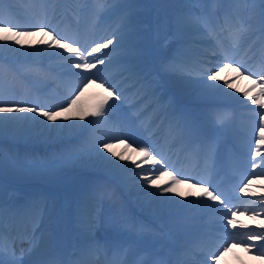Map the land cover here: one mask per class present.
Instances as JSON below:
<instances>
[{
  "label": "snow or ice",
  "instance_id": "obj_1",
  "mask_svg": "<svg viewBox=\"0 0 264 264\" xmlns=\"http://www.w3.org/2000/svg\"><path fill=\"white\" fill-rule=\"evenodd\" d=\"M90 2L96 4V14L101 17L117 12L121 15L119 27L87 46L81 45L76 34L65 35L49 21L50 10L53 17L59 10L58 7L50 9V6L58 3V0H38L43 22L38 20L32 25H22L11 19L5 20L3 13L0 12V41L5 45L20 47L43 45L47 49L62 50L51 55L61 56L68 62L70 69L78 70L73 71V75L80 77L79 85L63 97L59 104H50L39 98L34 101H20L14 98L16 89L5 79L3 65L0 64V262L29 264L24 256H31L40 247L33 233L26 241L28 247L23 249V255H18L16 239L10 233L6 234V219L11 220L17 215L18 210L11 202L5 200L4 176L6 174L51 176L69 165L102 167L126 182L128 179H134L133 188L136 193L143 196L148 206L155 205L161 214L171 213L176 205L184 208L195 205L202 213V218L215 217L217 232L223 233L216 239H222L223 246L204 251L202 241L206 234L201 233L196 240L182 249L176 264H218L221 256L235 243L245 246L248 252L256 249L264 256V220L259 221L258 229L240 224L241 229L248 230L246 240L236 241L231 238L237 231V217L240 214V209L233 203L237 197L228 188L216 182L215 168L208 164L216 154L217 134L220 127L227 122V114L209 108L202 115L193 116L188 111L177 109L174 101L161 92V81L165 77H173L201 98L214 100L226 97L238 101L252 113L255 151L250 154L251 167L253 169L259 167L260 165L255 163L256 158L260 157L264 160V152L261 151L264 147V0H193L200 8L198 15L190 11L187 5L181 4L180 0H158L163 6L179 9L175 16L178 30L202 27L208 31L211 38H216L218 34L224 36L228 44L226 45L223 40L218 41L216 47L219 51L213 53L222 57V62L213 64L211 60H201L193 63L182 58V49H176L175 54L163 53L160 64L154 69H148L137 63V40L141 34L136 16L137 0H90ZM3 3L4 0H0V5ZM218 11L222 12V16H217ZM40 33H43L45 38L37 39L33 43L31 38L39 36ZM253 35L259 37V46L255 50L253 45L248 44L249 38ZM246 45L244 55L248 56V60L257 62L258 68L250 67L248 60L236 58L239 50L245 49ZM120 48L127 49L128 55L125 59L131 77L142 85L145 93L153 97L155 103L171 110V125L175 138L183 145L182 150L189 156L204 159L207 169L205 174H177L179 170L162 149H157L149 143L139 147L137 152V149L127 142L128 134L121 135L120 129L112 124L110 112L114 105L110 102L122 101L124 93L115 84L98 76L94 70L98 65H104L106 61L110 62L111 53L104 50L111 49V52L115 53ZM64 53L70 55L65 56ZM94 54L102 55L94 56ZM89 57L93 59L89 60ZM224 68L235 73L236 79L247 76L252 86L243 91L241 96H235L233 92L228 91L233 88L234 80L226 78L220 81L219 73ZM23 71L37 77L42 76L41 68L38 66L28 65ZM91 85H95L101 91L97 102L86 108L81 98ZM239 91L240 89H235V92ZM6 94L7 99L4 98ZM252 105L257 107L252 108ZM90 117L92 119H89ZM72 120H87L88 125L92 127L93 132L87 148L71 143L77 130L85 127L68 123ZM21 142H41L55 145L61 150L44 155L21 154L15 150V146ZM120 145L124 146L123 150L116 151ZM129 149L136 152L143 160L137 163L127 154ZM120 161L131 162L135 168H141L142 164L151 165L158 174L154 176L152 171H143L136 172L134 178H127L125 173L133 169L127 163H119ZM165 177L170 179L165 180ZM183 184H189L193 190L187 193L180 191L179 188ZM251 185L252 181L249 179L243 182V186H238V191L250 195ZM152 188L156 190L152 191ZM94 192V187L86 186L82 193L79 222L85 227L79 249L80 256L72 258L56 251L61 243L53 237V251L38 264H96L99 254L103 253L107 257L109 251L112 252L113 257L119 259L106 260L105 264H146L143 256L129 261L126 259L127 248L114 246L110 249L94 235L97 225L101 223L99 214L95 211L97 206ZM175 197L181 199L177 200ZM189 197L193 199L189 200ZM33 211L39 213L40 206L34 205ZM248 211L245 209L244 214H248ZM251 216L253 219L264 216V194L259 201V210L251 209ZM197 255H202L203 259L197 260ZM84 256H89L91 259H84ZM151 264H169V262L154 259Z\"/></svg>",
  "mask_w": 264,
  "mask_h": 264
},
{
  "label": "bare ground",
  "instance_id": "obj_2",
  "mask_svg": "<svg viewBox=\"0 0 264 264\" xmlns=\"http://www.w3.org/2000/svg\"><path fill=\"white\" fill-rule=\"evenodd\" d=\"M19 1L24 4V10L28 9L31 11L30 16L25 18L17 17L12 12L14 10L7 9L4 5H0V12L3 13V19H11L13 22H18L22 25H32L38 20L43 22L40 5L34 3L31 0ZM138 5L139 3L137 2V6ZM51 7H59V0L58 3L51 5L50 9ZM78 8H80L79 2L76 0H64L62 11L58 10L55 17L52 16L50 10L49 21L54 27H58V29L65 35L71 36L76 34L79 37L81 45H92L94 41L99 40L106 34H109V30H114L119 27L120 13L116 15L115 18L112 17V25H107L109 24V19L111 16L106 18V21L103 24L98 25L89 18L73 20L70 14H74ZM192 12L198 15L200 13V8L198 11ZM220 15L222 16V12H220ZM136 16L141 29V34L137 40V63H140L142 66H145L148 69H154L160 64L163 53L175 54L176 49H182V58L193 63L201 60H211L213 64L222 62V57L213 55V53H218L219 51V49L216 47L218 41L223 40L227 45V39L219 34L216 36V38H211L208 31L202 27H192L185 30H177V27H175L174 30L178 35L176 37L172 36V43L167 45L163 42H160L158 45V48H160L159 56L155 55L154 58L150 57V48L147 47L149 44L148 37L147 35L143 34V30L146 28V21L141 19L142 16L137 11ZM71 23L74 24L73 27H70ZM106 28H108L107 31ZM161 35L166 36L167 32L163 31ZM44 38L45 37L43 33H40L39 36L32 37L31 39L33 43H35V40ZM248 44L253 45L254 50L258 48V35L251 36L248 40ZM246 48L247 45L245 46V49L239 50V55L236 57L237 59L243 58L244 60H248V56L244 55ZM120 49H122V51ZM120 49H118L115 53H112L111 49L104 50L107 53H111L109 57L110 62L106 61L104 65H98V68L94 71L97 72L98 76L108 80L112 84H115L121 90L124 86H128V88L123 91V101L110 102V104L113 105L127 103L128 105H131V112L126 114L128 119L133 120L134 115H138L139 109L144 107L147 108V111L141 112L138 118L139 120L142 119L146 121L145 127L149 129L150 132L147 135L139 134L137 136L140 146L137 145L138 142H135L129 136H127V142L136 149L137 147L139 148L150 143L157 149H162L166 155L169 156L171 161L174 159V155L181 156L182 161L178 166H176V168L179 170L177 174H205L207 169L205 167L204 159L189 156L182 150L183 145L175 138L171 125V110H168L164 106L155 103L154 98L150 95H147L143 90L142 85L137 83L135 78L131 77L130 73L127 71L128 63L125 59L128 55L127 49ZM61 51L62 50L56 48L47 49L46 46L43 45L36 47H29L28 45H25L24 47H20L18 45H5L4 42L0 41V57L4 58L5 61L3 64L5 79L10 81L14 88L18 90V92L15 94V98L17 100L34 101L39 98L42 101H46L50 104H59L61 103L63 97L67 96L79 85L80 77L73 75V71L78 70L70 69L68 62L61 56L51 55L52 53H58ZM185 53L190 55L186 56ZM64 55L67 56L70 54L64 53ZM95 55L102 54H94V56ZM250 55L251 53H249V56ZM92 59L93 57H89V60ZM248 62L250 67H259V64L255 61L248 60ZM28 65L40 67L42 76L37 77L35 75L25 73L23 69ZM219 77L220 81H223L226 78L234 80L233 88L228 89V91L233 92L235 96H241L243 91L252 86L251 81L248 80L247 76L236 79V74L232 73L228 68H224L223 71L219 73ZM253 79H255V77H253ZM42 80H47L49 84L57 86L58 90L43 91L37 89L36 84H40ZM99 82L100 81H98V83ZM161 83V92L164 93L169 99L173 100L174 106L179 110L188 111L192 113L193 116H198L208 111L209 108H215L227 114V122L220 127V130L217 134L216 154L211 161H208V164L214 166L215 168L217 183L222 184L230 191H234L236 185L241 182L247 174H261L260 176L252 178V183L257 185L251 186L252 194L245 195L242 192H238L237 194L233 193V195L237 197L233 200V203L240 209V214L237 217V231L233 233L231 238L236 241L246 240L248 230L241 229L240 224L248 225L251 229H258L259 221L264 220V216L258 217L257 219H253L251 216V209L255 208L259 210V201L255 200L254 197L262 196V194H264V160H262L260 157H257L255 163H258L260 166L253 169L251 167L252 161L250 154L255 151V144L253 141L254 134L251 132V130H249L244 136L241 134V137H239V125L242 121L245 122V125L252 127V113L240 105L238 101L226 97H220L214 100L201 98L189 91L180 80L173 77H165ZM237 88L240 89L239 92H235V89ZM100 91L101 90L95 85L89 86L84 91V95L81 98V102L84 107L87 108L94 105L97 102ZM134 97H140L137 103L132 102ZM243 99L246 100L247 98ZM206 102L210 103V106L207 109L204 105ZM251 107L256 108L257 106L252 105ZM162 111H164L162 124L158 129L155 128V130L154 127H156L157 124V122H155L157 117L150 120L149 116ZM230 111L234 114L233 118L229 114ZM166 118L168 119L166 120ZM89 119L92 118L90 117ZM110 119L112 124L115 125L116 128L120 129L119 121L111 116ZM68 123H75L85 126L77 130L76 135H74L71 140V143L74 145L76 142L85 140L83 144L85 146H83V148H87L93 132L92 127L88 125V121L72 120L68 121ZM230 124L232 125L230 135L234 138L231 143H229L230 140L228 141L225 139ZM151 130H154V132ZM120 134L124 135L125 133L120 129ZM16 146H19L22 149L21 151H29L39 155L50 154L52 152L61 150L55 145L41 142H21ZM123 148L124 146L120 145L116 148V151H122ZM138 150L139 149H137V152ZM261 151L264 152V147L261 148ZM127 154L131 155L137 163H140L143 160L142 157L138 156L136 152H132L130 149L128 150ZM113 159H115V157H113ZM119 163H127L130 167H132L133 171L125 173L127 178H134L136 172L143 171H152L154 176L158 174L155 170H153L152 166L148 164H142L141 168H135L131 162L120 161ZM62 169L68 172L77 169L74 172L80 173L78 176L79 178H76L77 180L69 190L73 197V203H70L69 205L70 213L72 215L71 221L69 224H65L62 227L58 226L56 217L54 215L49 216L53 201L51 196L31 193L30 195H27L26 199L21 202L18 201L15 195H13L11 192L4 191L5 200L11 202L18 210L17 215L11 220L6 219L5 223V226L9 230H12L13 227L18 230L17 234L19 238L16 241L17 253H23V249L28 247L26 241L29 239L30 235L34 233L40 243V247L34 254L31 255L33 260L37 258L45 259L51 254L53 248H51V246L47 243V237L50 235H54V237L61 243L60 248L55 249L56 251L62 252L65 256H72V258L80 256L79 249L81 247V238L85 225L79 222V208L81 206L84 188L86 186H91L85 184L86 181L92 183L93 186H96L97 188L98 193H93L95 197V204L99 202V196L104 194V198L109 200V202L106 204L107 207L111 206L113 200L119 199V202L122 206H128L130 204L132 208L141 212V214L132 216L128 211H126L125 208L127 216L126 222L128 226H131L132 221L135 219L137 221L138 228L145 232V235L149 240H153L156 243V245H153L149 248V253H143L140 255L143 256L145 260H150L148 263L146 262V264H151V261L154 259H163L164 261L169 262V258L173 255L175 257H179L181 255L182 249L196 240L201 233L206 234L202 241V247L205 251H207L209 248L214 249L215 247L223 246L224 244L222 239H216L218 235L222 236L223 233L209 236L206 232L208 226H210L216 218L212 216H205L202 218V213L196 208L195 205H189L187 208H184L181 205H176L171 213L161 214L157 211L155 205L151 207L148 206L144 202L143 196L136 193L133 188L134 179H128L126 182L125 180L113 176L102 167H81L69 165L67 167H63ZM219 174L221 176L225 175L227 180L223 181V183L220 182V179L218 178ZM71 177L72 174L71 176L68 175L66 179H60L59 183L65 179L67 180L66 183L71 184L73 182ZM164 179L169 180L170 178L165 177ZM194 182L195 181H193V183ZM103 190H106V192H103ZM151 190L155 191L156 189L152 188ZM179 190L187 193L193 189H191L189 184H183L180 186ZM122 194L126 197H121ZM68 196L69 195L67 192H62L60 194V203L62 206L67 203L70 197ZM176 198L178 200L181 199L180 197ZM188 199L191 200L193 198L189 197ZM37 204L40 206V211L39 213H34L33 207ZM245 209L249 210L248 214H244ZM95 211L97 212L96 209ZM143 215H147L148 217H143ZM184 218L197 223L187 224L185 227L188 228V231L182 228L173 230L170 226H168L169 223L181 225V222ZM48 220L52 221L51 226L49 225ZM36 221H40V224L37 227H33V224ZM178 221L180 222L177 223ZM217 228H215L216 231ZM8 233L11 234L10 231ZM119 233L122 236V240H124L126 235L122 234V231H119ZM166 233H170L171 235L175 236L182 235L183 243L176 244L168 241L165 237ZM94 235L96 234L94 233ZM105 235H107V233H99L96 235V237L101 242V238ZM64 245L69 246V251L64 249ZM152 255H154V259H152ZM140 256H133L131 255L130 250H128L126 259L133 261ZM230 256L232 257L229 259ZM83 258L91 259L89 256H84ZM118 259L119 257H113L112 252L111 254H108L107 257L103 253H100L98 259L96 260V264H105L106 260ZM196 259L202 260L203 258L197 256ZM230 260H232V263H229ZM0 264H2V262ZM34 264L38 263L36 262ZM218 264H264V256H262L260 251H257L256 249H254L253 252H248L245 250V246L235 243L232 247H230V250L227 253L221 256Z\"/></svg>",
  "mask_w": 264,
  "mask_h": 264
},
{
  "label": "rangeland",
  "instance_id": "obj_3",
  "mask_svg": "<svg viewBox=\"0 0 264 264\" xmlns=\"http://www.w3.org/2000/svg\"><path fill=\"white\" fill-rule=\"evenodd\" d=\"M31 1L39 5L38 0H31ZM76 1L79 2L80 8H78L74 14L73 13L70 14L73 20H77V19L79 20L80 18H89L93 20L96 24L101 25L106 21V18H109L111 16L109 19V24H107L109 26V25H112V22H113L112 19L115 18V16L119 14L117 12L116 14L104 15L103 17H101L100 15L96 14L97 6L94 2H90V0H76ZM137 2L139 3V5L136 7V11L140 13V15L142 16L141 19L146 21V26H145L146 28H144L143 34L147 35L148 37L149 44L147 47L150 48L149 50L151 52L149 56L154 58L155 55L159 56L160 54V48H158V45L160 44V42H163L168 45L172 43V40H171L172 36L176 37L178 35L175 32L174 28L176 27L175 16L177 12L179 11V9L176 7L163 6L158 2V0H137ZM180 3L183 5H187L190 11L199 10V6L196 3H194L193 0H180ZM3 5L7 9L14 10L12 12L17 17L25 18L27 16H30L31 11H29L28 9L24 10L23 9L24 4H22L19 0H14V2H9V0H4ZM63 5H64V0H59L58 9L60 11H62ZM18 6L20 7L22 6V7L20 8ZM217 16H221L219 11L217 12ZM73 25L74 24L71 23L70 27H73ZM107 30L108 28H106V31ZM109 31L111 32L113 31V29ZM163 31L167 32L166 36L161 35ZM120 50L122 51V49ZM4 63H5L4 58L0 57V64L3 65ZM36 87L37 89L43 90V91L58 90L57 86L49 84L47 80H42L40 84L39 83L36 84ZM127 88L128 86H124L122 88V91L126 90ZM17 92L18 90H16V93ZM4 98L5 99L8 98L7 94L5 95ZM139 99L140 97H134V100L132 102L137 103ZM204 105H205V108L207 109L210 106V103L206 102ZM130 109H131V105H128V103L114 105L111 108L110 116L113 118H116L117 121H119L120 129L124 133H127L128 136L131 137L135 142H138L137 136L139 134L147 135L150 132V130L145 127L146 121L142 119L139 120L138 118L141 112L147 111V108L144 107L142 109H139L138 115H134L136 119H133V120L128 119L126 116L128 112H131ZM229 114L231 115L232 118L234 117V114L231 111ZM156 117H157V120L155 122H157V124H156V127H154V129L155 128L158 129L161 126L162 120L164 118V111L160 113L151 114L149 116V119L152 120ZM167 119L168 118H166V120ZM230 128H232L231 124L227 130L226 138H225L228 141L230 140L229 143H231L234 140V138L230 135V131H231ZM249 130H251V132L253 133L252 127L249 125H245V122L242 121L241 124L239 125V137H241V134L242 136H244ZM151 131L154 132V130H151ZM84 142L85 140H81L79 142H76L74 145L83 147L85 146L83 145ZM137 145L140 146V143L138 142ZM137 149L139 148L137 147ZM15 150L20 152L21 154L33 153L29 151L28 152L21 151L22 149L19 146H15ZM181 161H182L181 156L174 155V159H172L171 162L175 166H178L181 163ZM76 170L77 169L68 172L61 168L58 172H56V174L51 175V176H44V177H30V176H24V175L6 174L3 178L4 191L11 192L13 195H15L16 199L21 202L24 199H26L27 195H30L31 193H38L42 195L51 196L53 198V201L51 204L49 216L54 215L56 217V220H57L56 222L58 223V226L62 227L65 224H69L71 221L72 215L70 213L69 205L70 203H73V197H72V193L69 190L71 189L74 182L77 180L76 178H79L78 176L80 175V173L74 172ZM188 170H191V169H188ZM71 174H72L71 180H73V182L71 184H68L66 183L67 180L65 179L68 175L71 176ZM260 175L261 174H247L243 178V180L236 185L232 193L237 194L239 192L238 186H242L243 182H246L249 179L252 181V178L260 176ZM63 178L65 179L59 183L60 179H63ZM218 178L220 179V182L222 183L223 181L227 180V177L225 175L221 176L219 174ZM85 184L91 185L92 187H94L95 192L98 193L96 186H93L92 183H89L88 181H86ZM255 185L256 184L252 183L251 186H255ZM62 192H65V193L67 192V194L70 196V197L68 196L69 199L67 203L64 204V206H62L60 203V200H61L60 194ZM103 192H106V190L105 191L103 190ZM104 196H105L104 194L100 195L99 202L96 203V206H97L96 210H97V213L99 214L101 223L97 225L96 230L94 232L96 235L99 233H107V235L101 238V243L109 246L110 249L114 246H122L124 244L125 248L130 250V253L133 256H137V255L140 256V254L149 253L150 252L149 248L152 247L153 245H156L155 241L149 240L146 237L145 232L142 229L138 228L137 221L135 219L132 221L131 226H128L126 222L127 216H126L125 208H126V211H128L132 216L141 214V212L132 208L130 204L128 206L127 205L122 206L119 202V199L113 200V202L111 203V206L107 207L106 204L109 202V200L104 198ZM121 197L125 198L126 196L122 194ZM261 198L262 196L254 197V199L257 201H260ZM143 217H148V216L143 215ZM214 221L213 223H211L210 226H208L206 230L209 236L219 234L215 229L217 228L218 225L214 223ZM179 222L180 221H178L177 223ZM48 223L50 226L52 225V221L48 220ZM190 223H197V222L184 218L183 221L181 222V225L179 224L175 225V224L169 223L168 226H170L173 230H178L182 228L188 231V228L185 226ZM39 224H40V221H36L33 224V227H37ZM5 230H6V234L10 231L11 236L15 238L16 241L18 240L19 238L17 234L18 230L16 228L13 227L12 230H9L5 226ZM119 231H122V234L126 235L125 236L126 238L124 240H122V236L120 235ZM165 236L168 238V241L173 242V243L177 240L178 241L182 240V237H183L182 235L175 236V235H170V234H166ZM53 237L54 235L53 236L50 235L49 237H47V243L51 246V248H53L52 247ZM63 247L64 249H67V250L69 249L68 245L66 246L64 245ZM108 254H111V251H109ZM18 255H23V253H18ZM197 256L202 257V255H197ZM231 257L232 256H230L229 259ZM154 258H155L154 255H152V259ZM24 259L28 261L29 264H34L36 262L38 263L40 260H42V258H37L33 260L31 256H24ZM197 260H201V259H197ZM145 261L148 263L150 260H145ZM169 261H170V264H176V260L174 261L170 259ZM229 263H232V260H230Z\"/></svg>",
  "mask_w": 264,
  "mask_h": 264
}]
</instances>
